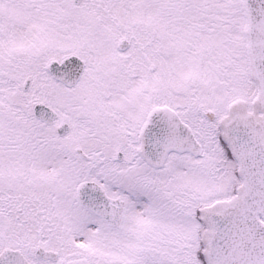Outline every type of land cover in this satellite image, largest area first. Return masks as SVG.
Segmentation results:
<instances>
[{
  "label": "snow or ice",
  "instance_id": "snow-or-ice-1",
  "mask_svg": "<svg viewBox=\"0 0 264 264\" xmlns=\"http://www.w3.org/2000/svg\"><path fill=\"white\" fill-rule=\"evenodd\" d=\"M0 264H264V0H0Z\"/></svg>",
  "mask_w": 264,
  "mask_h": 264
}]
</instances>
